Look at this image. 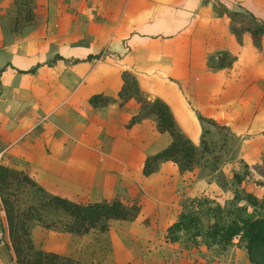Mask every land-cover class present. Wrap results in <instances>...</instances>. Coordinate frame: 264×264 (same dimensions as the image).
Wrapping results in <instances>:
<instances>
[{"label": "crops", "instance_id": "obj_1", "mask_svg": "<svg viewBox=\"0 0 264 264\" xmlns=\"http://www.w3.org/2000/svg\"><path fill=\"white\" fill-rule=\"evenodd\" d=\"M32 3L0 0V161L27 169L45 189L71 198L89 189L104 197L109 191H144L147 208H158L157 221L146 225L110 219L109 224L129 223L109 231L117 235L115 253L122 244L126 255L124 262L113 264H230L227 259L235 250L252 264L237 245L238 236L217 255L201 243L187 247L164 240L181 196L199 195L215 182L202 178L182 188L179 168L170 159L144 175V156L166 144L169 133L159 131L152 116L128 126L137 108L132 99L93 105L88 97L95 92L116 95L127 69L143 93L169 104L191 140L201 135L204 121L231 125L238 133L240 121L231 122V108L236 119H252L253 125L262 116L264 125V112L252 108L256 101L245 98L240 80L243 74L264 76V34L255 45L247 31L235 33L231 18L218 6L264 23V0ZM218 50L230 51L231 63L209 66ZM243 102L250 105L248 111L252 108L249 117Z\"/></svg>", "mask_w": 264, "mask_h": 264}, {"label": "trees", "instance_id": "obj_2", "mask_svg": "<svg viewBox=\"0 0 264 264\" xmlns=\"http://www.w3.org/2000/svg\"><path fill=\"white\" fill-rule=\"evenodd\" d=\"M218 6L231 18V27L235 33L247 31L255 45L260 44V38L264 34L262 21L251 15L245 17L242 11L231 10L221 3ZM235 22H239V25H235ZM233 58L230 51L218 50L213 53L209 66L229 64ZM129 99L137 103V108L127 121L128 126L152 116L157 129L167 131L170 135L166 144L144 156L142 173L151 174L160 162L169 159L177 164L182 173L191 169L197 161L196 144L179 129L169 104L159 96L143 93L132 72L127 69L122 71V83L116 95L95 92L88 97L93 105L113 102L122 104ZM244 176L245 173L234 171L232 182L239 185ZM21 183L34 186L35 200L24 207L18 204V185ZM237 188L233 190L236 209L230 208L228 211L218 202L211 203L213 201L205 194L182 195L175 218L164 229V240L180 241L187 247L201 243L217 255L238 236L237 245L245 248L248 260L252 264H264V198H259L251 191L240 193ZM238 199H244L253 205L251 211H245V204L238 203ZM0 201L5 212L11 248L18 263L22 264H88L58 251L34 245L30 234V220H41V211L45 208L64 212L67 220L63 227L75 233H86L94 227L106 229L110 219H140L145 212L144 202L140 199L126 201L118 195L90 199L80 194L71 198L49 192L24 168L8 163H0ZM258 209L262 213L255 214ZM141 221L150 222L147 216Z\"/></svg>", "mask_w": 264, "mask_h": 264}, {"label": "rangeland", "instance_id": "obj_3", "mask_svg": "<svg viewBox=\"0 0 264 264\" xmlns=\"http://www.w3.org/2000/svg\"><path fill=\"white\" fill-rule=\"evenodd\" d=\"M13 4L17 6L21 4L24 6L29 5L30 7L33 5L32 0H13ZM244 14L245 17H249L248 14ZM238 23L239 22H235L234 24L239 25ZM240 80H243L245 84V93L240 92V95L243 93L245 98H254L256 106L252 105V108L254 107L256 111L260 109L261 112H264V76L260 75L255 79H251L248 74H243ZM251 90L254 92H250ZM237 94L238 93L230 95V105L234 104L235 101L233 102V100L237 98ZM246 103H242L244 107H247L243 112H245V117H249L248 115L252 114V108L248 111L250 105ZM229 115L232 120H230L231 122L240 121V131L238 133L234 132L231 125L225 123H219L217 121L208 123L204 121L201 127V135L195 137L194 140L192 139L197 147V161L191 169L184 171V173L180 172L182 176V188L190 181L198 182V180H202V178L207 179L209 182L214 181L215 184L212 188L201 190L199 195H207L213 201L211 203L218 202L227 211L230 208L236 209L233 190L237 187V189H240V193L251 191L259 198H264V125L260 120L262 116L258 118V124L253 123V125H251L252 119H236V114L232 108ZM259 121L261 124H259ZM167 136L169 140L170 135L167 134ZM0 163L2 162L0 161ZM234 171L245 173L239 185L232 182L234 180ZM18 187L19 206L24 207L29 202L35 200V195L33 193L34 186L21 183ZM46 190L53 192L49 189ZM115 192L116 194L109 191L106 193V197L109 198L118 195L126 201L140 199L144 202L145 212L140 219H136L135 221L146 225L153 224L157 221L159 215L158 208L155 205L152 206V209L147 208V197L144 191L137 189L134 195L127 189ZM80 193L90 199H100L99 197H104L103 193L96 189H89ZM154 201V199H148L149 203H153ZM238 203L245 204V211H251L253 207L250 203L245 202L244 199H238ZM41 213V220H30V234L36 247L55 250L71 256L77 261H83L88 264H113V262L122 263L125 261L126 255L121 250L122 244H119L117 251L119 252L120 249V252L116 254L112 246V240L117 239L115 233L116 229L117 231L119 229H125L124 226L128 225V222H110L107 229L103 230L99 227H95L89 233L87 232L84 234L66 230L63 227V223L67 220V216L60 210L55 211L50 208H45ZM257 213L259 214L262 212L258 209L255 214ZM4 214L5 212L0 201V264H5L8 259L15 255L11 248ZM145 216L149 218L150 222L144 223L141 221ZM110 230H115V232L110 234ZM227 261L230 264L247 263L246 256L241 250H235L234 253H231ZM19 264L22 263L19 262Z\"/></svg>", "mask_w": 264, "mask_h": 264}, {"label": "built area", "instance_id": "obj_4", "mask_svg": "<svg viewBox=\"0 0 264 264\" xmlns=\"http://www.w3.org/2000/svg\"><path fill=\"white\" fill-rule=\"evenodd\" d=\"M5 264H19L18 261L16 260L15 255L12 256V258L8 259ZM211 264H223L220 261H214Z\"/></svg>", "mask_w": 264, "mask_h": 264}]
</instances>
